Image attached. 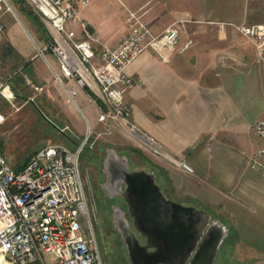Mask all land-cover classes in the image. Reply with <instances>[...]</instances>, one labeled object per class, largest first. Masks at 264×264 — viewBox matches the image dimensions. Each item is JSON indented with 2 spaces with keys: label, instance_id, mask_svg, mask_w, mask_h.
<instances>
[{
  "label": "crops",
  "instance_id": "crops-1",
  "mask_svg": "<svg viewBox=\"0 0 264 264\" xmlns=\"http://www.w3.org/2000/svg\"><path fill=\"white\" fill-rule=\"evenodd\" d=\"M114 1L89 0L81 6L74 0L79 20L96 39L95 62L105 47L118 43L128 11L140 15L154 34L178 27L177 47L163 53L167 60L145 51L127 68V74L139 81L126 98L132 108L129 123L153 137L163 152L159 157L133 142L150 157L144 168L156 174L165 192L207 212L227 230L232 245L226 247L224 264H264V176L250 167L251 156L262 145L253 126L264 119L256 114L263 111L257 103L264 95V67L256 62L253 43L238 30L264 27V0ZM9 16L1 17L5 43L0 44V73L15 95L17 89L9 80L21 64L30 65L38 55L15 41L16 32L26 42ZM70 28L77 38H85L77 23ZM189 40L193 42L189 49L179 52ZM29 79L42 88L36 94L44 93L56 104L54 87L64 104L75 109L54 76L46 77V82L33 75ZM16 81L21 84L25 79ZM80 90L84 99L95 104L87 90ZM171 158L189 164L193 173L181 170Z\"/></svg>",
  "mask_w": 264,
  "mask_h": 264
},
{
  "label": "built area",
  "instance_id": "built-area-1",
  "mask_svg": "<svg viewBox=\"0 0 264 264\" xmlns=\"http://www.w3.org/2000/svg\"><path fill=\"white\" fill-rule=\"evenodd\" d=\"M45 24L47 38L44 46L32 43L61 86L70 103L79 110L77 89H85L98 107V124L116 123L123 127L132 142L147 147L153 154L163 155L153 137L129 123L130 107L124 100L127 89L138 84L127 68L145 51L163 53L175 49L179 42L178 27L172 26L154 34L140 15L127 12L126 29L113 47H105L98 62L94 59V36L78 18L74 0H23ZM89 0H77L85 6ZM0 44L5 41V27L1 17L15 15L10 0H0ZM77 23L85 38H77L70 25ZM183 24L182 22H180ZM256 49V62L264 67V27H238ZM193 44L185 42L179 52ZM49 51L56 60L60 75L47 62ZM25 83L35 92L42 88L28 78ZM73 83L72 86H69ZM8 87L0 73V97L10 101ZM32 102V99H31ZM70 130L67 126L59 133ZM253 131L262 145L253 153L250 167L264 176V119L254 123ZM93 134L87 131L84 141L74 150L63 144H51L37 150L20 170L13 169L0 147V253L6 264H102L91 226L87 195L79 171V156ZM171 161L191 174L192 167L177 159ZM84 221L87 222L86 230Z\"/></svg>",
  "mask_w": 264,
  "mask_h": 264
},
{
  "label": "rangeland",
  "instance_id": "rangeland-1",
  "mask_svg": "<svg viewBox=\"0 0 264 264\" xmlns=\"http://www.w3.org/2000/svg\"><path fill=\"white\" fill-rule=\"evenodd\" d=\"M112 2L111 4L114 7V3ZM12 3L15 15L9 14L11 15L9 17L20 26L26 42L16 32L13 37L21 47L24 48L28 45L30 52L33 49L37 53L36 49L34 50L35 47L32 40L39 47L44 46V41L47 38L45 24L40 20L36 21L33 15L29 14L32 10L23 0L22 2L20 0H12ZM33 51L31 52L32 54H34ZM44 57L52 69L60 75L59 66L52 54L47 51L44 53ZM28 74L29 76L33 75L38 78H45V82L47 81L46 77H53L45 61L40 56H36L31 60L30 65H26V63L21 64L20 69L15 72V76L9 80L11 86L17 89V93L21 97L17 98L13 95L10 101L0 97V141L2 142L7 162L13 169L22 166L35 151L47 145L63 144L74 151L84 141L88 129L93 130L95 128L99 115L96 105L84 99L79 93L81 92L80 88H76L78 90V96L76 97L78 110L77 108L71 109L67 107L63 102V98L53 87L52 93L55 94L58 108L54 104L55 102L47 98L44 93L38 95L30 85L25 82L20 84L16 81L20 80L21 77L29 79ZM24 84L26 85L25 88L21 89ZM69 86H72V84H69ZM131 88L127 89L124 93L125 102H127L126 98L131 94ZM19 89L21 90L19 91ZM7 95L11 96V93L8 92ZM257 105L263 108V111H259V114L258 112L256 113L261 118L264 116V95L259 96ZM128 106L130 107V105ZM130 111L132 116L131 107ZM85 118L87 121H85ZM66 126L70 130H65L63 137H61L59 129H64ZM65 137H69L72 140L68 142ZM105 149L117 151L127 159L131 158V154H134L137 157L140 156L147 165L150 164V157L147 155L146 150L134 145L123 127L116 123H109V126L99 125L97 129H94L93 134L83 146L79 156L80 174L84 178L85 171L89 172L94 189L98 195H100L98 192L99 183L104 181L100 162L104 156ZM155 155L161 157L159 154ZM130 169L134 170L131 166ZM97 175H100V177H97ZM156 184L167 200L184 207H189V204L179 196L174 195V193L165 192L163 185L158 181ZM84 188L87 195L89 218L102 264H105V258L108 264H130L124 246L120 242V238L111 223L110 214L106 212L107 219H104V212L99 210L97 215L94 216L89 203L90 197L88 198V191L86 187ZM86 227L87 222L84 221L85 230ZM231 242V237L224 240L216 257L217 259L215 258V263L224 264V256L228 255L225 252L226 247L231 246ZM48 261L50 264L54 263L55 259L53 255H48Z\"/></svg>",
  "mask_w": 264,
  "mask_h": 264
},
{
  "label": "water",
  "instance_id": "water-1",
  "mask_svg": "<svg viewBox=\"0 0 264 264\" xmlns=\"http://www.w3.org/2000/svg\"><path fill=\"white\" fill-rule=\"evenodd\" d=\"M107 161L106 169L121 191L141 247L133 235L125 236L131 264H213L227 238V230L210 214L193 206L167 200L156 184V174L144 167L130 171L128 159ZM152 251H148V250Z\"/></svg>",
  "mask_w": 264,
  "mask_h": 264
},
{
  "label": "flooded vegetation",
  "instance_id": "flooded-vegetation-1",
  "mask_svg": "<svg viewBox=\"0 0 264 264\" xmlns=\"http://www.w3.org/2000/svg\"><path fill=\"white\" fill-rule=\"evenodd\" d=\"M117 157H123L119 152L105 149L104 150V156L101 159L100 167H101V173L104 177V181L102 183H99L98 186V192L100 195L96 194V191L94 189V184L92 182V178L88 171H85L84 173V186L86 187L88 191V198L90 197L89 203L90 207L92 208L94 216L97 215L98 211L104 212L103 216L104 219H107V213L110 214L111 223L114 226V230L116 231L117 235L120 238V242L124 246V249L126 251V255L128 257V261L130 262L129 258V249L125 245V236L131 234L134 236V238L137 240L138 244L141 247L146 246V240L144 237L140 236L136 228L133 225V219L130 217L128 213V206L126 202L124 201V198L121 196V191L124 189L122 186L119 188L116 183L113 182V179H111L109 173L106 169V163L107 161H112L113 164H115L116 167V161L115 159ZM128 169L130 171H136L143 167H146V163L143 162V159L139 156H135L134 154H131V158L128 159ZM130 166L133 167L134 170L130 169ZM95 167V165H94ZM97 177H100V175H97ZM107 212V213H106ZM119 246V245H117ZM149 252L152 250H148ZM105 264H108V261L106 258L104 259Z\"/></svg>",
  "mask_w": 264,
  "mask_h": 264
},
{
  "label": "trees",
  "instance_id": "trees-1",
  "mask_svg": "<svg viewBox=\"0 0 264 264\" xmlns=\"http://www.w3.org/2000/svg\"><path fill=\"white\" fill-rule=\"evenodd\" d=\"M20 2H22V0H20ZM29 12H30V11H29ZM29 14L33 15V18H34L36 21H37V20H38V21L40 20V19H39L34 13L30 12ZM15 97L18 98V94H17V93H15ZM60 134L62 135L61 137H63L64 133H60ZM65 138H66V141H68V142L72 140V139H70L69 137H65ZM0 147H1L2 150H3L2 142H1V141H0ZM35 152H36V151H35ZM35 152H34V153H35ZM34 153H33V154H34ZM28 160H29V159H28ZM28 160H27V161H28ZM27 161H26V162H27ZM26 162H25V163H26ZM25 163H24V164H25ZM24 164H23L22 166H20V167L15 168V170H20V169L24 166Z\"/></svg>",
  "mask_w": 264,
  "mask_h": 264
},
{
  "label": "bare ground",
  "instance_id": "bare-ground-1",
  "mask_svg": "<svg viewBox=\"0 0 264 264\" xmlns=\"http://www.w3.org/2000/svg\"><path fill=\"white\" fill-rule=\"evenodd\" d=\"M0 264H6L2 254L0 253Z\"/></svg>",
  "mask_w": 264,
  "mask_h": 264
}]
</instances>
